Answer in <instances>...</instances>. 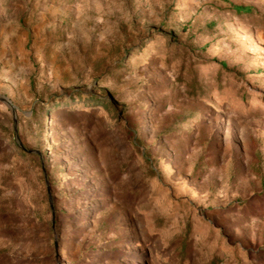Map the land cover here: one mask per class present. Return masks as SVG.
<instances>
[{"label":"rangeland","instance_id":"obj_1","mask_svg":"<svg viewBox=\"0 0 264 264\" xmlns=\"http://www.w3.org/2000/svg\"><path fill=\"white\" fill-rule=\"evenodd\" d=\"M246 1L0 0V264H264Z\"/></svg>","mask_w":264,"mask_h":264},{"label":"crops","instance_id":"obj_2","mask_svg":"<svg viewBox=\"0 0 264 264\" xmlns=\"http://www.w3.org/2000/svg\"><path fill=\"white\" fill-rule=\"evenodd\" d=\"M237 7H242L241 9H248L251 10V13H257L260 17V19L264 20V0H247L244 5L237 6ZM238 14V13H237ZM240 16H245L238 14ZM257 30H260V35L264 37V27L262 25L258 26Z\"/></svg>","mask_w":264,"mask_h":264},{"label":"trees","instance_id":"obj_3","mask_svg":"<svg viewBox=\"0 0 264 264\" xmlns=\"http://www.w3.org/2000/svg\"><path fill=\"white\" fill-rule=\"evenodd\" d=\"M237 8V7H236ZM238 9H241L240 7H238Z\"/></svg>","mask_w":264,"mask_h":264},{"label":"water","instance_id":"obj_4","mask_svg":"<svg viewBox=\"0 0 264 264\" xmlns=\"http://www.w3.org/2000/svg\"><path fill=\"white\" fill-rule=\"evenodd\" d=\"M5 101H7L6 99H4Z\"/></svg>","mask_w":264,"mask_h":264}]
</instances>
